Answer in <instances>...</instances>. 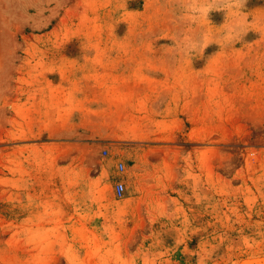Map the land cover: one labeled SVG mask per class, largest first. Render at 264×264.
I'll use <instances>...</instances> for the list:
<instances>
[{
	"label": "rangeland",
	"instance_id": "rangeland-1",
	"mask_svg": "<svg viewBox=\"0 0 264 264\" xmlns=\"http://www.w3.org/2000/svg\"><path fill=\"white\" fill-rule=\"evenodd\" d=\"M0 264H264V0H0Z\"/></svg>",
	"mask_w": 264,
	"mask_h": 264
},
{
	"label": "built area",
	"instance_id": "built-area-1",
	"mask_svg": "<svg viewBox=\"0 0 264 264\" xmlns=\"http://www.w3.org/2000/svg\"><path fill=\"white\" fill-rule=\"evenodd\" d=\"M104 152H106V150H104ZM118 167L120 169H123V167H124L123 163L119 162L118 163ZM124 190H125V185H124V183L122 181L115 182V184H114V193H115L116 196H121L123 194Z\"/></svg>",
	"mask_w": 264,
	"mask_h": 264
}]
</instances>
